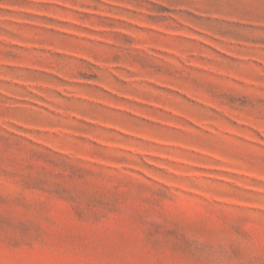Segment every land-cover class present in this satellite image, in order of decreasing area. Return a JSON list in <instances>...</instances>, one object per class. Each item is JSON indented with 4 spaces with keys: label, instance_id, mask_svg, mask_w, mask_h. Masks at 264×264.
<instances>
[{
    "label": "rangeland",
    "instance_id": "1",
    "mask_svg": "<svg viewBox=\"0 0 264 264\" xmlns=\"http://www.w3.org/2000/svg\"><path fill=\"white\" fill-rule=\"evenodd\" d=\"M0 264H264V0H0Z\"/></svg>",
    "mask_w": 264,
    "mask_h": 264
}]
</instances>
